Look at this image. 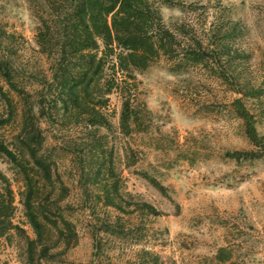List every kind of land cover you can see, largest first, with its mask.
Listing matches in <instances>:
<instances>
[{
  "label": "rangeland",
  "instance_id": "rangeland-1",
  "mask_svg": "<svg viewBox=\"0 0 264 264\" xmlns=\"http://www.w3.org/2000/svg\"><path fill=\"white\" fill-rule=\"evenodd\" d=\"M172 1L158 5L162 23L174 32L190 27L208 49L205 60L181 64L161 55L145 70L125 72L99 41L81 80L77 58L58 71L60 24L46 0H0V120H7L0 141L31 173L28 145L46 161L52 179L34 176L38 201L52 221L62 214L77 232L76 244L44 264H148L154 257L221 264V248L229 252L225 264H264V157H226L254 150L235 101L264 137V0ZM220 45L230 57L220 56ZM70 86L80 107L63 104ZM126 101L132 118L123 128ZM0 173L14 191L13 225L35 239L21 202L23 176L1 154ZM50 227L48 245L57 253L59 233ZM25 236L0 237V264H26Z\"/></svg>",
  "mask_w": 264,
  "mask_h": 264
},
{
  "label": "trees",
  "instance_id": "trees-1",
  "mask_svg": "<svg viewBox=\"0 0 264 264\" xmlns=\"http://www.w3.org/2000/svg\"><path fill=\"white\" fill-rule=\"evenodd\" d=\"M46 3L53 11V17L60 24L61 43L57 52L59 55L58 71L62 72L68 68L69 57L77 58V61L82 62L77 72L81 80L89 75L90 68L96 62L99 41L103 42L104 55H114L118 69L125 72L145 70L161 55L176 57L181 64H199L208 54V49L204 48L202 42L194 36L191 37L190 31L187 30L190 27L182 25L174 32L162 23L158 5L173 6L172 0H46ZM37 40L44 48L45 36L41 31L38 33ZM217 50L221 57L222 55L230 57V52L225 51L223 46H218ZM3 66L4 64L0 62V75L5 77ZM66 73L65 71L61 75L64 79ZM66 84L67 81L62 82L64 87ZM74 88L73 86L68 88L67 98L63 100L65 106L70 104L80 107ZM0 94H3L1 87ZM233 105L237 115L244 121L247 138L254 150L235 151L227 153L226 157L237 162L263 158L264 137L260 136L256 130L254 116L240 100L235 101ZM131 118L129 102L126 101L123 103L121 112V126L128 128ZM6 122L7 120H0V126ZM89 122L92 123V121ZM27 139L32 142L35 140L34 136L27 137ZM28 148H30V159L34 165L31 168L33 173L28 169L30 164H26L28 161L22 162L0 141V154L6 157L8 162L13 164L23 176L24 190L21 193V202L35 239L28 238L23 229L13 225L15 195L9 179L1 173L0 180L3 185L0 190V237L5 236L11 230H17L26 239V264H44L47 261H54L57 256L76 244L77 232L62 214L52 221L47 214L48 211L38 201L39 187L34 184V176H38L41 172L50 182L52 175L46 161L39 159L30 145ZM153 182L155 186H158L155 181ZM110 204L113 203L110 202ZM53 205L56 210H60L59 201H54ZM116 208L122 210L121 207ZM149 209L156 214L154 209ZM50 224L59 233L58 244H61L62 251L57 253H51L57 245H48L52 234ZM215 259L221 264L229 262L228 250L219 249ZM158 263V258L154 257L148 264Z\"/></svg>",
  "mask_w": 264,
  "mask_h": 264
}]
</instances>
